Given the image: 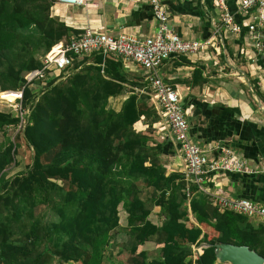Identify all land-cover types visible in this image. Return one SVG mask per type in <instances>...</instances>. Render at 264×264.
Listing matches in <instances>:
<instances>
[{"label": "trees", "instance_id": "16d2710c", "mask_svg": "<svg viewBox=\"0 0 264 264\" xmlns=\"http://www.w3.org/2000/svg\"><path fill=\"white\" fill-rule=\"evenodd\" d=\"M55 1L0 0V91L11 90L5 96L13 100L22 90L28 110L23 128L13 110H0V132L15 129L0 144V264H227L216 260L219 242L264 257L263 224L219 210L182 171L169 170L162 156L168 139L151 144L147 135L160 115L138 89H151L120 57L74 56L57 75L44 69L27 79L55 43L83 32L51 15ZM198 73L193 69L192 83ZM139 121L144 133L134 128ZM21 144L27 163L6 176L18 165ZM149 241L158 244L152 256L141 247ZM195 247L201 252L194 259Z\"/></svg>", "mask_w": 264, "mask_h": 264}, {"label": "crops", "instance_id": "0c3cea01", "mask_svg": "<svg viewBox=\"0 0 264 264\" xmlns=\"http://www.w3.org/2000/svg\"><path fill=\"white\" fill-rule=\"evenodd\" d=\"M162 0L168 24L184 39L207 40L202 50L190 55L172 56L159 69L162 79L178 88L189 123V135L207 154L215 157L221 146L229 147L246 159L252 167L264 166V32L262 51L242 26L239 32L226 29L219 22L213 0ZM238 22L245 15L240 0H227ZM51 15L76 29L91 27L114 35H151L158 27L146 0H87L83 5L55 2ZM262 53V54H260ZM259 56V61L253 58ZM125 70L142 77L145 69L137 64H124ZM199 69L192 83L193 69ZM255 91V92H254ZM143 121L135 123L137 131L145 132ZM147 132L151 144L168 139L163 161L169 170L183 168L178 145L159 122ZM205 185L216 193L247 198L264 205V172L246 177L232 172H211ZM255 224L258 222L251 219Z\"/></svg>", "mask_w": 264, "mask_h": 264}, {"label": "built area", "instance_id": "2783aa9c", "mask_svg": "<svg viewBox=\"0 0 264 264\" xmlns=\"http://www.w3.org/2000/svg\"><path fill=\"white\" fill-rule=\"evenodd\" d=\"M154 18L158 22L157 29L148 36H137L127 33L112 34L106 30L86 27L83 32L72 37L68 42L59 41L55 43L44 56H42L43 67L29 73L28 80L41 74L44 69H51L50 73L57 75L72 65L73 57H82L92 53L114 54L120 57L124 64L132 63L145 69L144 81L149 85L150 92L146 88L138 89L140 92L149 93L151 101L155 105L159 115L160 123L165 131L178 145L183 159V178L189 183H195L199 190L211 197L214 205L219 210L228 209L240 213L250 219H255L264 225V205L247 198L231 197L213 192L205 185L206 175L211 172H235L240 174L253 175L264 172L262 168L252 167L247 160L239 154L234 153L229 147L221 146L215 157H208V154L195 143L189 135V123L184 108L181 105V94L178 88L165 82L159 69L162 64L172 56L190 55L199 52L209 43L199 39H184L177 32L173 31L168 24L166 10L162 6V0H146ZM55 2L67 5H83L87 0H56ZM214 7L218 11L219 22L226 29L232 32H239L242 26L247 28L248 35L254 40V46L262 51V35L259 28L264 27V0H240V10L245 15L243 22H238L233 13L230 12L226 0H213ZM258 61V56L253 62ZM11 90L0 91V108L2 104L9 103L20 117L18 128H23L27 121L28 110L22 108V90L15 91L13 100H8L5 93ZM194 259L197 253L196 249Z\"/></svg>", "mask_w": 264, "mask_h": 264}, {"label": "rangeland", "instance_id": "374dc122", "mask_svg": "<svg viewBox=\"0 0 264 264\" xmlns=\"http://www.w3.org/2000/svg\"><path fill=\"white\" fill-rule=\"evenodd\" d=\"M56 72L54 73H49L50 75H56L55 74ZM120 99L121 98H115L112 100V105L114 107H118L119 105V102H120ZM9 103H6V104H2L0 110H3V111H8V110H13L17 115L18 113L15 111V108L12 107V106H7ZM15 132V129L12 128V127H9L7 128V130L5 132H0V144L6 139L7 136H10L12 137L13 134ZM168 133V131H166ZM20 155H18V165H13L11 167H9L5 173H6V176H10V175H13L17 172H19L20 170H23L26 163H27V160H28V150L26 149L25 145L24 144H21L20 145ZM126 177H130V176H126ZM120 218L122 219L121 223H123V220L125 218V211L123 209L122 206H120ZM151 217H152V220L153 221H156L157 223H160V221L162 220V215L157 212L156 210L153 209V212L151 214ZM190 219L195 222V223H198L196 218L193 216V215H190ZM124 225V224H122ZM201 227L203 228V230L208 233L209 236H212L214 234V232H212L211 228L204 225V224H201ZM119 235H117V237H120V239H123V237H125L124 233H123V230L122 229H119ZM141 247H144L145 249L148 250L150 256L152 255H155L158 251V244L152 242V241H149V242H146L143 246L141 245ZM196 249H200L199 247H195L194 250ZM127 253L124 252L122 253L121 255L117 256L118 259H121L123 260L125 257H126ZM229 264V263H227Z\"/></svg>", "mask_w": 264, "mask_h": 264}, {"label": "water", "instance_id": "95a60500", "mask_svg": "<svg viewBox=\"0 0 264 264\" xmlns=\"http://www.w3.org/2000/svg\"><path fill=\"white\" fill-rule=\"evenodd\" d=\"M218 262L229 264H264V257L246 245L219 242L214 244Z\"/></svg>", "mask_w": 264, "mask_h": 264}]
</instances>
